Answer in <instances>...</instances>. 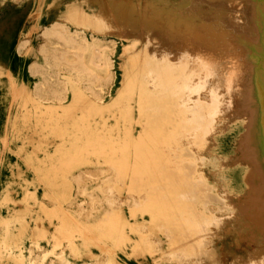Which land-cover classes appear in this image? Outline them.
Wrapping results in <instances>:
<instances>
[{
	"label": "rangeland",
	"instance_id": "374dc122",
	"mask_svg": "<svg viewBox=\"0 0 264 264\" xmlns=\"http://www.w3.org/2000/svg\"><path fill=\"white\" fill-rule=\"evenodd\" d=\"M93 1L0 0V264H170L163 255L181 248L180 241L192 242L189 253L208 254L218 264H257L264 260V242L250 248L237 245L233 237L248 225L245 203L234 193L249 187L251 193L264 197V174L256 173V169L264 166V143L243 145V141H248L244 118L223 125L219 122L220 128L199 131L195 139L186 134L187 130L182 132L181 166L173 172L171 187L167 185L172 190L168 191L170 194L176 189L186 193L187 197L179 201L196 209V215L191 213L193 211L187 214L191 219L196 216L194 218L202 220L197 239L181 240L187 235L177 231L174 223L167 225L162 217L150 219L149 198L143 200L142 196H134L138 197L139 204L133 206L132 198L126 194L131 188L122 186L119 209L129 225L125 239L117 248L112 240L100 237L97 231L101 217L108 210L107 188L112 186L114 178L104 158L89 154L85 163L68 167L59 156V138L54 139L42 126L34 131L20 123L23 104L28 101L26 89L36 95L42 88V76L32 75L30 68L36 66L44 73L49 68L38 52L42 41L36 38V33L63 24L67 14L75 20L76 27L68 25L72 34H79L84 64L101 79L92 85L84 73L60 72L54 86L66 90L63 106L70 104L72 89L90 100L94 99V94L98 95L106 105L116 99L129 73L137 40L122 37L118 32L81 28L78 11L87 16H96L100 11ZM106 1L111 2L113 16L107 12ZM188 2L104 0L102 6L106 12L102 18H120L132 32H138L144 25L145 38L149 40L147 35L159 28L179 29L180 21L176 17L171 19V11L163 10L159 4L178 10ZM28 35L31 38L25 46ZM45 76L47 81L55 79V75L53 78ZM240 101L242 111L246 104L242 98ZM50 103L44 102L45 105ZM137 117L134 111L133 118L137 120ZM117 121L106 114L101 119L96 118L100 126L105 123L112 130L116 126L123 127L122 121ZM139 130V124H133L135 137ZM234 157L237 163L231 165ZM79 175L83 180L77 185L75 178ZM252 187L256 188L254 192ZM147 192L160 195L164 189L149 187ZM160 200L163 204H172V201ZM65 213L68 218L64 217ZM234 216L242 217L244 222L237 224ZM167 227L174 228L170 242L160 234ZM141 230L151 231L160 240V251L153 252L148 245H143L141 250L136 248L142 243ZM192 233H196L193 228L189 235Z\"/></svg>",
	"mask_w": 264,
	"mask_h": 264
},
{
	"label": "bare ground",
	"instance_id": "6f19581e",
	"mask_svg": "<svg viewBox=\"0 0 264 264\" xmlns=\"http://www.w3.org/2000/svg\"><path fill=\"white\" fill-rule=\"evenodd\" d=\"M103 1H93L100 7L96 16L78 11L80 27L118 32L122 37L131 36L137 40L134 54L131 53L134 57L129 73L116 99L106 105L98 95L94 94V99L90 100L72 89L70 104L63 106L66 90L54 86L60 72L84 73L92 85L101 79L84 64L79 34H72L68 25L76 27L75 20L67 14L63 24L36 33V38L42 41L38 52L49 68L44 73L36 66L29 67L32 75L42 76V88L36 95L26 89L28 101L23 104L20 123L34 131L42 126L54 139L59 138V156L68 167L85 163L89 154L104 158L114 178L112 186L107 188L108 210L101 217L97 231L100 237L112 240L115 248L125 239L129 225L119 209L122 186L131 188L126 194L132 198L133 206L139 204V196L143 200L149 198L150 219L162 217L167 225L174 223L177 231L187 235L181 240L197 239L202 220L188 217V212L193 211L194 215L197 211L179 201L187 197L186 193L176 189L170 194L168 191L172 190L167 184L170 186L173 172L180 165L183 130L195 139L199 131L218 128L220 123L223 125L241 117L245 120L248 140L243 141V145L264 143V0H189L178 10L159 4L163 10L171 11V19L176 17L180 21L179 29L159 28L147 35L149 40L145 38L146 26L141 25L138 32H132L122 19L113 20L111 2L106 1L107 12L112 16L104 20ZM30 38L29 35L25 38V46L29 45ZM46 74L50 78L55 75V79L47 81ZM241 98L246 104L242 111L239 109ZM45 101L51 103L45 105ZM134 111L138 113L137 120L133 118ZM105 114L122 121L123 127L116 126L112 130L105 123L100 126L96 118L101 119ZM133 124L140 126L136 137ZM237 157L231 165H236ZM256 173L262 176L264 166L256 169ZM82 180L81 175L75 178L77 185ZM156 186H161L164 192L154 196L147 192V188ZM262 187L264 189L263 184ZM234 194L245 203L248 225L233 237L237 245L252 248L264 242V197L251 193L249 187ZM160 199L172 201V204H163ZM64 217L68 218L66 213ZM233 221L239 224L244 219L234 216ZM191 228L196 233L189 235ZM173 229L164 228L160 234L170 242ZM141 234L142 243L136 245L138 250L148 245L153 252L160 251V240L151 231L141 230ZM189 242L180 241L181 248L163 255L165 261L170 264H218L208 254L189 253L192 245ZM260 261L264 264L263 259L259 264Z\"/></svg>",
	"mask_w": 264,
	"mask_h": 264
}]
</instances>
